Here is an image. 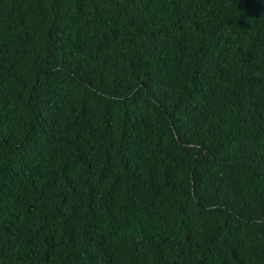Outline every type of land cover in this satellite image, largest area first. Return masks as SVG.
I'll list each match as a JSON object with an SVG mask.
<instances>
[{"label": "trees", "instance_id": "16d2710c", "mask_svg": "<svg viewBox=\"0 0 264 264\" xmlns=\"http://www.w3.org/2000/svg\"><path fill=\"white\" fill-rule=\"evenodd\" d=\"M0 264H264V0H0Z\"/></svg>", "mask_w": 264, "mask_h": 264}]
</instances>
